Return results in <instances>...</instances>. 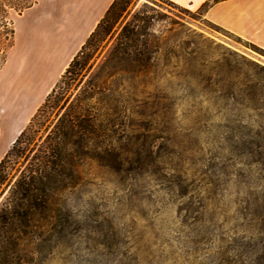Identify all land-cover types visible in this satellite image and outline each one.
<instances>
[{
	"label": "rangeland",
	"instance_id": "rangeland-1",
	"mask_svg": "<svg viewBox=\"0 0 264 264\" xmlns=\"http://www.w3.org/2000/svg\"><path fill=\"white\" fill-rule=\"evenodd\" d=\"M29 3L0 0V149L8 124L16 139L62 75L39 88L58 62L38 64L10 34ZM125 25L154 52L146 74L113 82L129 114L115 144L133 158L120 171L84 162L63 194V223L31 241L21 264H264V50L168 0H120L98 34Z\"/></svg>",
	"mask_w": 264,
	"mask_h": 264
},
{
	"label": "trees",
	"instance_id": "trees-1",
	"mask_svg": "<svg viewBox=\"0 0 264 264\" xmlns=\"http://www.w3.org/2000/svg\"><path fill=\"white\" fill-rule=\"evenodd\" d=\"M119 1H113L0 160V184L20 163L0 203V264H21L31 241L57 230L63 194L79 184L84 162L95 160L120 171L133 158V150L115 144L117 135L127 132L129 114L113 82L146 74L154 52L145 34L129 25L115 36L98 34L109 32L105 23ZM108 35L110 46L88 65Z\"/></svg>",
	"mask_w": 264,
	"mask_h": 264
},
{
	"label": "crops",
	"instance_id": "crops-1",
	"mask_svg": "<svg viewBox=\"0 0 264 264\" xmlns=\"http://www.w3.org/2000/svg\"><path fill=\"white\" fill-rule=\"evenodd\" d=\"M113 1L31 0L30 5L15 16L13 34H20L29 51L34 49V61L44 64L55 58L58 62L56 70L49 72L47 80L38 82L39 88L48 86L55 73L64 72ZM168 1L181 7L195 9L202 8L209 2V0ZM204 17L226 32L264 50V0H218L208 3L204 8ZM46 54L48 59L44 61ZM32 88L33 86L23 90L25 101L34 100L37 93L32 91ZM7 128L10 134L6 144L0 149V160L15 140L12 135L16 129L13 123L10 122ZM1 135L0 132V138Z\"/></svg>",
	"mask_w": 264,
	"mask_h": 264
}]
</instances>
